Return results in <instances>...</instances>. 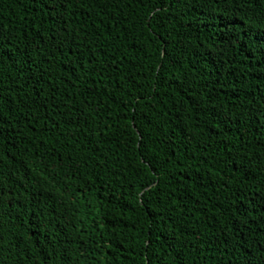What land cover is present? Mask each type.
Listing matches in <instances>:
<instances>
[{
  "label": "trees",
  "instance_id": "16d2710c",
  "mask_svg": "<svg viewBox=\"0 0 264 264\" xmlns=\"http://www.w3.org/2000/svg\"><path fill=\"white\" fill-rule=\"evenodd\" d=\"M0 264H264V0H0Z\"/></svg>",
  "mask_w": 264,
  "mask_h": 264
}]
</instances>
